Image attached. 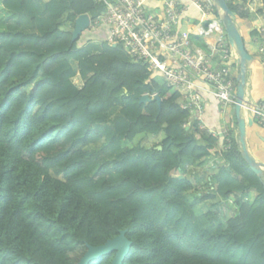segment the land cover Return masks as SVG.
I'll return each instance as SVG.
<instances>
[{
  "label": "trees",
  "instance_id": "trees-1",
  "mask_svg": "<svg viewBox=\"0 0 264 264\" xmlns=\"http://www.w3.org/2000/svg\"><path fill=\"white\" fill-rule=\"evenodd\" d=\"M225 1L237 19H249L247 0ZM28 2L4 0V6L36 31L0 29V264H78L87 246L121 231L131 243L122 264H264V174L245 163L238 131L228 129V144L199 135L195 125L187 129L180 93L157 83L145 63L104 41L94 53L81 41L86 31L73 40L76 18L94 22L103 5L50 0L44 12L51 23L39 31L28 18ZM261 2L257 17L264 20ZM191 40L207 49L200 37ZM143 95L158 96L160 107L140 104ZM160 135L150 148L120 147ZM102 142L112 155L91 171L90 149ZM213 156L208 182L214 194L194 197L218 199L202 217L205 229L182 198L191 182L172 174ZM223 206L233 212L226 223L217 216ZM190 232L196 244L187 248ZM113 257L90 264H110Z\"/></svg>",
  "mask_w": 264,
  "mask_h": 264
},
{
  "label": "built area",
  "instance_id": "built-area-1",
  "mask_svg": "<svg viewBox=\"0 0 264 264\" xmlns=\"http://www.w3.org/2000/svg\"><path fill=\"white\" fill-rule=\"evenodd\" d=\"M147 1L94 0L105 7V13L94 22L90 20L88 29H104V42L121 46L134 62L145 63L151 74H160L168 87L180 93V107L188 114L184 127L195 125L206 136L230 144L228 128L216 131L203 120L202 92L211 95L223 115L227 109L234 111L239 71L233 68L237 56L224 40L212 0H183L200 13L204 25L196 35L203 41L213 39L211 44L204 41L206 50L193 43L191 33L178 30L186 6L180 0H150L160 3V10L149 7ZM254 31L261 37L257 55L264 68V27H255ZM240 109L245 123L248 120L264 129V99L256 103L244 99Z\"/></svg>",
  "mask_w": 264,
  "mask_h": 264
},
{
  "label": "rangeland",
  "instance_id": "rangeland-1",
  "mask_svg": "<svg viewBox=\"0 0 264 264\" xmlns=\"http://www.w3.org/2000/svg\"><path fill=\"white\" fill-rule=\"evenodd\" d=\"M47 3V0H29L27 5V14L28 18L33 17L38 22L39 31L44 30L50 23V17L44 12V4ZM249 12L248 22H241L235 17V24L237 29L242 37L244 47L246 52L251 56L252 60L246 63L245 67V95L244 99L248 103H256L264 97V68L258 58L257 50L261 42V37L256 36V41H252L249 34L247 33L248 27L254 25V27H264V20L257 17L259 11L262 9L261 0H247L245 6ZM2 17V16H1ZM28 20V19H27ZM65 20V19H64ZM220 21V16H219ZM25 24V23H24ZM221 27L223 29V37L225 42H227L226 32L220 21ZM257 25V26H256ZM8 26H13L11 23H5V20L0 18V29L8 28ZM20 28H27V26H19ZM17 29V28H16ZM31 32V31H27ZM154 80L163 85L165 82L158 73H154ZM76 86L81 85L79 78L72 80ZM227 114L223 116V120L226 122V125L229 130L235 132L238 131L237 120L235 117V112L233 109H227ZM241 117L243 113L241 112ZM245 145L248 154L252 157H256L264 165V129L259 127L256 123H253L251 126L246 127L245 129ZM198 134H203L202 131H199ZM162 135L158 137H137L131 144L122 143L120 147H129V148H150L159 144ZM91 152L93 153L92 159L87 163L88 168L91 171L95 170V166L98 163L103 162L104 160L109 159L112 155V150L109 147L104 146V142L92 147ZM214 158L207 160L206 164L203 166H197L193 162L184 164L180 167L179 170L173 172L172 176L175 179H188L191 182L190 191L183 194L182 198L184 201L192 204V210L194 211V216L199 220L201 228L207 229V220H203L202 217L207 213L209 207L212 204L216 203L218 199H204L198 202H195L194 197L198 193L204 194L207 191H210L211 194H214V191L209 190L208 176L212 174V166L215 165ZM97 177V174H95ZM159 195V191L153 194L150 197L149 202H153L156 199V196ZM255 195V194H252ZM251 199V197H250ZM232 202H229L231 204ZM215 211V209H214ZM233 215V212L227 210V207L223 206V209L218 207L217 216L221 218L224 223H226ZM213 226L210 227L211 233L216 231V220H212ZM184 243L187 248H192L196 241L193 238L192 233H187L184 238Z\"/></svg>",
  "mask_w": 264,
  "mask_h": 264
},
{
  "label": "water",
  "instance_id": "water-1",
  "mask_svg": "<svg viewBox=\"0 0 264 264\" xmlns=\"http://www.w3.org/2000/svg\"><path fill=\"white\" fill-rule=\"evenodd\" d=\"M215 9L218 11L220 21L226 32V38L230 46L234 49L237 56V65L239 67L237 75V87H236V105L234 107L235 117L238 126V142L240 144L241 155L250 168V170L257 176L262 177L264 174V165L257 163L246 150L245 145V129L246 123L244 118L241 117V104L244 100V87H245V67L246 63L252 60L251 56L246 52L242 37L235 24V16L233 12L228 8L225 0H212ZM90 18L87 15H82L76 18L74 22V29L72 31V39H78L82 33L88 30ZM147 102H156L160 107L161 100L158 96L150 98L148 95H143L139 99L140 104ZM252 124L251 121L248 122ZM161 150V147L157 148ZM126 231H121L119 235L112 240L107 241L101 246H87V251L82 256L78 264H90L92 261L100 259L102 256L114 253L113 260L110 264H122L129 253L131 243L125 237Z\"/></svg>",
  "mask_w": 264,
  "mask_h": 264
},
{
  "label": "crops",
  "instance_id": "crops-1",
  "mask_svg": "<svg viewBox=\"0 0 264 264\" xmlns=\"http://www.w3.org/2000/svg\"><path fill=\"white\" fill-rule=\"evenodd\" d=\"M50 0H47L49 2ZM181 4L186 5L185 6V12L182 15L179 24H178V30L180 33H191V36L193 37H198L196 33L199 31L201 27H203V23L201 21V16L200 13L191 5H188L183 0H180ZM147 5L152 8H159L161 9V4L157 3L155 1H147ZM2 16V17H1ZM0 18L2 20H5V23H11L13 26H8V28L12 29H19L22 31H36V29L33 27V25L30 23V21L27 20V18L23 14H13L11 13L8 9L5 8L4 6V0H0ZM241 22H245L244 20H240ZM248 22V21H246ZM25 23V24H24ZM27 26V28L23 29L20 28L19 26ZM257 26V25H256ZM4 29V28H2ZM7 29V28H5ZM255 30L254 25L251 24V26L248 27L247 33L249 34L250 38L252 41H256L255 37L251 36V32ZM258 36V35H257ZM202 39V38H201ZM105 40V31L104 29H96V30H87L81 38L82 42H87L88 46H90V50L94 51V53H97L100 50V43ZM203 40V39H202ZM205 42L211 44L213 42V39H206L204 40ZM203 41V42H204ZM202 96L204 98V114H203V120L206 126L210 129H214L216 131H222L224 128H228L226 125V122L223 120V113H221L220 106L218 103L211 97V95H208L207 93L202 92ZM264 97L261 99L263 100ZM260 100V101H261ZM244 118V115L243 117ZM253 124V123H252ZM251 124V125H252ZM248 123V120L246 122V127L251 126ZM236 134V131H235ZM212 158H217L213 156ZM257 163H261L258 158L253 157ZM188 164V162L184 163ZM262 164V163H261ZM213 187L210 188L212 190ZM253 192L250 194L249 197H251L250 200L253 199L254 195Z\"/></svg>",
  "mask_w": 264,
  "mask_h": 264
}]
</instances>
